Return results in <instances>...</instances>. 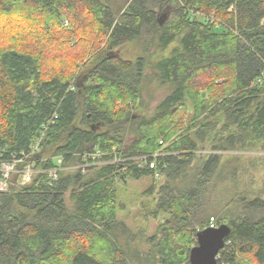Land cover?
<instances>
[{
  "label": "trees",
  "instance_id": "obj_1",
  "mask_svg": "<svg viewBox=\"0 0 264 264\" xmlns=\"http://www.w3.org/2000/svg\"><path fill=\"white\" fill-rule=\"evenodd\" d=\"M181 1L227 27L178 0H0L18 19L0 36V152L39 140V172L0 192V264H189L210 218L230 227L219 264H264V197L224 200L221 187L239 173V155L223 153L264 152V0ZM160 141L176 153L159 158V179L129 161L75 167L93 149L125 158ZM58 166L55 180L43 172ZM144 176L154 182L133 228L119 190Z\"/></svg>",
  "mask_w": 264,
  "mask_h": 264
},
{
  "label": "rangeland",
  "instance_id": "obj_2",
  "mask_svg": "<svg viewBox=\"0 0 264 264\" xmlns=\"http://www.w3.org/2000/svg\"><path fill=\"white\" fill-rule=\"evenodd\" d=\"M164 11L161 12L162 15ZM159 16V17H160ZM17 18H12L9 15L0 16V36L8 35L15 32L18 29H14V26H18ZM63 26L68 20L65 17L61 19ZM264 21V19H263ZM65 27V26H64ZM68 28V27H67ZM20 30V29H19ZM173 44L171 45V47ZM175 46V45H174ZM124 53L122 56L128 58L133 57L132 46L127 44L123 47ZM169 50L163 52L166 55ZM161 94V89L156 92V97ZM152 105H150L151 107ZM153 108V106L151 107ZM149 113V111H145ZM224 160L230 158L226 155H239L234 158V164H238L239 173L235 179L227 178L221 184V188L225 194L224 200H228L233 197V192L237 189L238 191H250L254 194L264 197V152L258 151H240V152H229L223 153ZM153 178V177H152ZM149 176L141 177L139 180L134 182H128L126 186H120L119 190V201L123 204V209L118 212V219L124 221L130 227L134 225L135 215L141 211V207L147 205V195L144 191L154 182ZM226 190V191H225ZM150 205V204H149ZM167 215L160 214L157 218L151 220L148 225L146 232L151 235L154 233L156 226L164 221ZM134 228V227H133Z\"/></svg>",
  "mask_w": 264,
  "mask_h": 264
},
{
  "label": "built area",
  "instance_id": "obj_3",
  "mask_svg": "<svg viewBox=\"0 0 264 264\" xmlns=\"http://www.w3.org/2000/svg\"><path fill=\"white\" fill-rule=\"evenodd\" d=\"M182 6L185 7L181 0ZM184 10L189 13V16L193 18L194 16L204 17L210 23H213L215 27H222L226 28L227 26L221 20L217 19L214 14L203 15L197 8V6L193 7H185ZM234 10V4H230L228 7V11ZM67 25V22L64 23V26ZM264 77L258 80V83H263ZM56 120V115L53 114L49 119L46 120V123L43 125V130L49 125L54 124ZM39 140H36L30 146L29 153L21 152L19 156H10L5 158L3 153L0 152V192L7 191L9 184L11 183V179L13 175H17L16 183L18 185H25L30 183L32 177L35 173L39 172L36 170L34 166V162L29 160V157L38 151ZM170 153L176 152H169L167 150V144H163L160 141V147L156 149L153 153L150 154H142V155H135L129 157H118L116 155V149L113 147L109 158L107 157V153L102 152L100 149H93L91 151H87L82 155V163H78L75 167L84 171L87 167L101 165L103 163H120V162H132L133 164L137 165L138 167H145L147 166L154 171V178L159 179L161 176V172L158 169L159 158L169 155ZM80 155V154H79ZM108 158V159H107ZM57 162H61V158L57 159ZM13 164V168H9L8 165ZM22 164V167L19 168L18 165ZM164 167V166H163ZM59 170V166L55 168H51L48 170H44L43 172H47L48 177L50 180H55L57 177V172ZM41 171V170H40ZM7 173V175H6ZM29 177L28 180H24V177ZM209 227H216V223L214 218H210ZM218 259V256H217ZM224 264V263H220Z\"/></svg>",
  "mask_w": 264,
  "mask_h": 264
},
{
  "label": "water",
  "instance_id": "obj_4",
  "mask_svg": "<svg viewBox=\"0 0 264 264\" xmlns=\"http://www.w3.org/2000/svg\"><path fill=\"white\" fill-rule=\"evenodd\" d=\"M168 14L159 17L161 25L168 18ZM264 23V21H263ZM230 233L228 224L216 227H206L196 232V244L189 250V264H219L217 256L224 246V238Z\"/></svg>",
  "mask_w": 264,
  "mask_h": 264
},
{
  "label": "clouds",
  "instance_id": "obj_5",
  "mask_svg": "<svg viewBox=\"0 0 264 264\" xmlns=\"http://www.w3.org/2000/svg\"><path fill=\"white\" fill-rule=\"evenodd\" d=\"M8 167H9V168H13V167H14V165H13V164H9V165H8ZM6 175H7V173H6ZM28 179H29V177H27V176H26V177H24V180H25V181H26V180H28Z\"/></svg>",
  "mask_w": 264,
  "mask_h": 264
},
{
  "label": "bare ground",
  "instance_id": "obj_6",
  "mask_svg": "<svg viewBox=\"0 0 264 264\" xmlns=\"http://www.w3.org/2000/svg\"><path fill=\"white\" fill-rule=\"evenodd\" d=\"M152 153V152H151ZM150 154V153H149Z\"/></svg>",
  "mask_w": 264,
  "mask_h": 264
}]
</instances>
